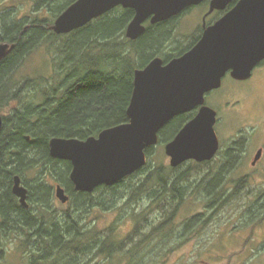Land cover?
I'll return each instance as SVG.
<instances>
[{
    "label": "trees",
    "instance_id": "obj_1",
    "mask_svg": "<svg viewBox=\"0 0 264 264\" xmlns=\"http://www.w3.org/2000/svg\"><path fill=\"white\" fill-rule=\"evenodd\" d=\"M73 1L67 0L56 13L61 14ZM237 1L233 0L229 8ZM6 15L8 13L4 12V33L9 32V37L5 39L15 42L16 47L0 65L1 106L9 99L20 101L4 116L0 129V262H8L14 250L20 251L23 264L105 262L119 251L120 244L114 242L116 229L98 230L94 223L97 220L88 219L87 214L96 206L111 209L123 199L128 190L125 182L131 176L111 186L100 185L93 192L77 191L70 178L72 162L52 157L49 142L55 136L86 139L129 120L127 109L136 67L132 63L134 56L126 47L136 46V42L126 36V28L134 11L115 8L70 34H57L50 29L52 21L35 16L29 27H23L24 20L14 24L18 29L11 35ZM167 27V23H161L154 34L148 31L138 41L141 64L166 40ZM65 35L71 38L60 43L58 51L67 56L74 70H66L65 81L74 79L73 82L67 83L64 89L54 88L52 93L44 91L45 99L38 104L22 100L18 92L7 90L6 85L14 79L15 72L39 40L55 41ZM29 83L41 85L39 78L30 79ZM179 128L177 121H171L160 133L159 142L171 140L174 135L169 134L176 133ZM152 148L147 149L148 156ZM148 166L149 162L138 172ZM31 170L35 177L29 181L27 175ZM15 175H20L28 188L29 207L23 206L12 191ZM212 181L210 187L217 184L218 177ZM178 182L176 179L171 186L165 187L169 180L163 177L161 167H155L135 188L131 198L150 190L156 197L161 187L177 191ZM59 183L66 188L70 201L68 209L57 217L53 205L56 204L55 185ZM14 239V246L9 247L8 241ZM84 257L87 260L83 263Z\"/></svg>",
    "mask_w": 264,
    "mask_h": 264
},
{
    "label": "rangeland",
    "instance_id": "obj_2",
    "mask_svg": "<svg viewBox=\"0 0 264 264\" xmlns=\"http://www.w3.org/2000/svg\"><path fill=\"white\" fill-rule=\"evenodd\" d=\"M66 1L0 0V4L3 8L7 4L14 5L12 13L5 11L8 13L5 17L14 22L24 20L23 27L30 26L36 16L52 21L50 29L54 31L52 26L59 16L56 12ZM202 14L203 8H196L193 14L173 22L169 30L174 27V31L164 41L166 46L174 51L195 42L202 35ZM70 38L65 35L55 41L39 40L15 72L14 79L6 85L7 90L18 92L22 100L38 104L45 99L44 91L52 93L54 88L64 89L67 83L73 82L74 79L65 81L66 70L73 69L67 56L58 51L60 43ZM135 44L127 45L126 49L131 56L133 54L132 63L137 68L142 61L137 53L138 43ZM253 75L264 77V64L257 66ZM37 78L41 85L29 83L30 79ZM231 82L232 79L226 80L223 87L208 92L206 103L219 114L216 130L224 141V148L236 134L237 138L245 136L248 139L243 147L240 146L242 155L232 157L239 167L220 171L218 166L223 162L220 154L210 163L188 161L173 168L165 152L167 142L153 146L148 156L150 166L127 179L125 188L128 190L123 199L111 209L96 206L87 214L88 219L97 220L94 223L98 230L105 232L114 227V242L120 244L117 253L99 264H264V155L259 162L261 168L252 166L258 148L264 147V79L248 89L244 98L237 88L230 91ZM239 99L243 111L233 115L229 111ZM17 101L20 100L9 99L2 107L0 100V113L9 115L18 106ZM155 167H161L163 177L169 180L170 185L167 183L165 187L179 179L177 191L161 187L156 197L150 190L131 198L135 188ZM27 177L32 181L35 172L31 170ZM217 177V184L210 187V181ZM55 203L53 210L57 217L69 207L57 197ZM248 233L254 236L241 241L240 236ZM8 242V246L13 247L16 240ZM255 244L259 247L253 250ZM86 260L84 257L83 263ZM0 264H23L20 251H12L9 261L2 260Z\"/></svg>",
    "mask_w": 264,
    "mask_h": 264
},
{
    "label": "water",
    "instance_id": "obj_3",
    "mask_svg": "<svg viewBox=\"0 0 264 264\" xmlns=\"http://www.w3.org/2000/svg\"><path fill=\"white\" fill-rule=\"evenodd\" d=\"M202 1L76 0L59 14L52 29L57 34L70 33L121 5L135 11L126 35L137 39L143 34L148 17L153 23L164 21ZM232 2L212 0L209 13L224 10ZM15 47L16 44L1 43L0 61ZM263 60L264 0H238L215 23L205 27L186 53L166 64L157 57L144 68L136 69L127 122L86 139L55 136L49 142L50 154L72 162L70 178L77 191L93 192L100 185H114L143 168L147 149L159 142L166 123L199 107L198 113L166 143L165 152L173 167L188 160H212L219 149L217 112L206 104V94L221 87L229 71L237 79L251 77ZM3 122L0 113V129ZM12 191L23 206H30L28 188L20 175H15ZM55 194L62 203L70 200L61 184L56 186Z\"/></svg>",
    "mask_w": 264,
    "mask_h": 264
},
{
    "label": "flooded vegetation",
    "instance_id": "obj_4",
    "mask_svg": "<svg viewBox=\"0 0 264 264\" xmlns=\"http://www.w3.org/2000/svg\"><path fill=\"white\" fill-rule=\"evenodd\" d=\"M75 1L76 0H74L73 2H75ZM211 1L212 0H203L201 3H199L197 5H192L190 7H187L181 13H179V14H177V15H175V16L167 19V20H164V21H159V22L153 23L152 22V17H148L145 20V22H144L145 30H144L143 34L140 37H138L137 39H135L134 42L138 43V41L141 40V37L145 33H147L148 31H149V33L154 34L155 31L158 29V26L161 23H164V22L168 24V27H167V30H166L167 34H168L167 38H166V40H167L169 38V36L171 35V33L174 31V27L171 30H169L171 28V26L173 25V22H176L177 20L182 19L183 17H187V16L193 14L196 8H203L202 24H201L202 34H203V31H204L206 26H208V25L212 24L213 22H215L217 19H219L227 11V9H224V10L215 9L214 11L209 13L210 8H211ZM119 7H122V6H119ZM6 10H8L9 12L14 11V5L7 4L6 8H3V4H0V44L1 43L15 44V42H11V40H6L5 39V36L9 37V35H8L9 32L7 33V35H5V33H4V22H3L4 15H3V13ZM134 16H135V12H134L133 17L130 19L129 23L134 18ZM9 21H10L9 22L10 23L9 26L11 25V30H12L11 35H12L13 33H16V31L18 29L17 25L14 26V24H16L18 22H14V20L13 19L11 20L10 18H9ZM27 27H29V25ZM199 38H197V40H195V42H193L192 44L187 45L185 47H181V48L175 49L174 51H173V48L170 49L169 45L166 46V42H163V44L160 45V47L155 51V53L147 61H145L143 64H140L137 68L134 69V74H135L136 69L144 68L153 59H155L157 57L162 58L164 60V64H166L169 61H171L172 59L183 55L184 53H186L198 41ZM1 64H2V61H0V65ZM262 64H264V60L261 63H259L258 66L262 65ZM253 73H254V70L252 72L251 77H249L247 79H237V78H234L231 75V72L229 71L226 74V76L223 77L221 87L224 86V82L226 80H231L232 79V82H231V85H230V91L233 88H237L238 91H239L238 93L241 94V96L243 95V98H244V96L247 94L246 92L248 91V89L252 88L256 83L262 82L263 79H264V77H257V78L254 77ZM221 87H219V88H221ZM1 89H2V86L0 85V90ZM241 103H242V100L239 99V101L234 104V108L231 111H229V112L231 114H233V115L234 114H236V115L237 114H241V112L243 111V107H242ZM198 111H199V107H197L196 109H193L191 111L183 112V113H180V114L176 115L174 118H172L170 121H168L166 123V125L161 129L160 133L162 132V130L167 128V126L171 123V121H177L179 123V126H180V128L178 129V131H179L189 120H191L198 113ZM218 123H219V114L217 112V121H216V124H215V130H216V125ZM178 131L176 133L175 132L174 133L177 134ZM216 132H217V130H216ZM174 133L170 134V135L171 136H173V135L175 136ZM217 135H218V133H217ZM237 135L238 134H236L235 136H232V138H235V139H231L232 142L229 143L226 148H224L225 146L223 144L224 143L223 139L218 135V138H219V149H218L216 155L214 156V158L212 160L206 161L204 163L213 162L221 154L222 157H223V162L221 163V165L218 166V169L220 171L228 170V168H237V167H239L238 164L233 163L232 157H238V156L242 155L240 153V151H242L240 146L243 147L244 143L248 139L245 136H240V138H237L236 137ZM258 153H260V154L258 155ZM263 155H264V147L260 146L258 148V150H257V153H256V156H255L254 160L252 161V166H253L254 169H259L258 166H260V168H261V165H259V162L261 161ZM257 156H259V157H257ZM249 233L246 234L245 236H240V237H242L241 241H244V239H246V237L250 239L252 236H254L253 233H251V234H249ZM0 237H1V217H0ZM258 247H259V244L252 245V249L253 250H255Z\"/></svg>",
    "mask_w": 264,
    "mask_h": 264
},
{
    "label": "bare ground",
    "instance_id": "obj_5",
    "mask_svg": "<svg viewBox=\"0 0 264 264\" xmlns=\"http://www.w3.org/2000/svg\"><path fill=\"white\" fill-rule=\"evenodd\" d=\"M14 147V146H13Z\"/></svg>",
    "mask_w": 264,
    "mask_h": 264
}]
</instances>
